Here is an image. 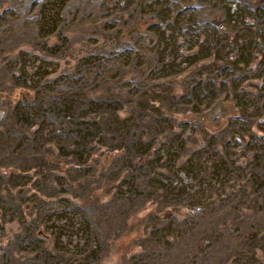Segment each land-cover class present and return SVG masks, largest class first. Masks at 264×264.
Here are the masks:
<instances>
[{"label": "rangeland", "instance_id": "rangeland-1", "mask_svg": "<svg viewBox=\"0 0 264 264\" xmlns=\"http://www.w3.org/2000/svg\"><path fill=\"white\" fill-rule=\"evenodd\" d=\"M0 264H264V0H0Z\"/></svg>", "mask_w": 264, "mask_h": 264}]
</instances>
